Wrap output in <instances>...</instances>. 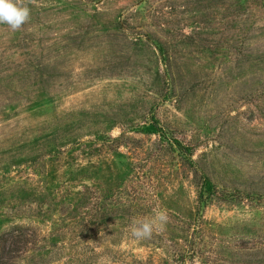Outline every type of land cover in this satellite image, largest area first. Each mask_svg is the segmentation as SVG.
Masks as SVG:
<instances>
[{
  "label": "rangeland",
  "instance_id": "obj_1",
  "mask_svg": "<svg viewBox=\"0 0 264 264\" xmlns=\"http://www.w3.org/2000/svg\"><path fill=\"white\" fill-rule=\"evenodd\" d=\"M21 2L0 264H264V0Z\"/></svg>",
  "mask_w": 264,
  "mask_h": 264
},
{
  "label": "clouds",
  "instance_id": "obj_2",
  "mask_svg": "<svg viewBox=\"0 0 264 264\" xmlns=\"http://www.w3.org/2000/svg\"><path fill=\"white\" fill-rule=\"evenodd\" d=\"M30 18V9L21 0H0V25L15 32ZM169 220L166 210H154L150 219H141L130 225L131 236L136 240L150 239L154 230L163 231Z\"/></svg>",
  "mask_w": 264,
  "mask_h": 264
}]
</instances>
